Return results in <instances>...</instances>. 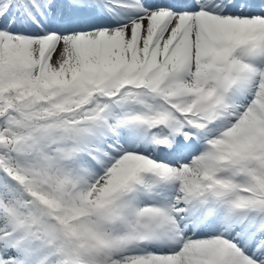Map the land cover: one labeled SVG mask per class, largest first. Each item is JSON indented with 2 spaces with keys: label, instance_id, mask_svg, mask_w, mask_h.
Masks as SVG:
<instances>
[{
  "label": "snow or ice",
  "instance_id": "obj_1",
  "mask_svg": "<svg viewBox=\"0 0 264 264\" xmlns=\"http://www.w3.org/2000/svg\"><path fill=\"white\" fill-rule=\"evenodd\" d=\"M0 264H264V0H0Z\"/></svg>",
  "mask_w": 264,
  "mask_h": 264
}]
</instances>
